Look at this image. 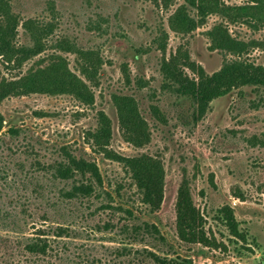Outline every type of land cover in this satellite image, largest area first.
<instances>
[{"label":"rangeland","instance_id":"rangeland-1","mask_svg":"<svg viewBox=\"0 0 264 264\" xmlns=\"http://www.w3.org/2000/svg\"><path fill=\"white\" fill-rule=\"evenodd\" d=\"M216 2L230 14H208L194 31L181 34L168 26L179 6H186L193 20L199 19L186 0H9L18 22L14 46L34 45L22 27L32 20L44 30L43 52L20 66L0 56V81L18 79L38 64L47 66L51 54L63 57L79 77L80 58L60 52L61 46L92 51L102 66L96 85L87 83L93 95L90 105L70 95L44 94L9 97L0 103V166L9 176L0 180V264H156L148 253L182 264H264V88L233 89L202 110L165 81L160 70L163 57L178 50L208 76L224 59L264 68V3L256 9L249 0ZM218 26L231 40L247 44L242 55L212 49L208 33ZM181 69L196 81L188 69ZM113 95L131 97L137 104L150 135L144 147L135 148L123 139ZM151 108L158 111L157 118ZM98 112L111 121V151L123 158L145 154L161 162L164 184L158 210L141 203L122 164L89 148L85 137L96 128ZM8 129L20 133L13 137L5 133ZM62 148L94 162L112 208L129 210L134 218L128 220L113 209L96 211L103 198L58 199L59 190L69 183L54 180L38 164L60 162ZM182 181L202 218L204 244L182 242L177 236L175 201ZM226 209L233 213L239 237L228 230ZM140 222L154 225L159 234L132 231L130 226ZM57 227L67 228L68 238L52 237ZM38 229L48 235L46 256L23 250L25 238H33Z\"/></svg>","mask_w":264,"mask_h":264},{"label":"trees","instance_id":"trees-1","mask_svg":"<svg viewBox=\"0 0 264 264\" xmlns=\"http://www.w3.org/2000/svg\"><path fill=\"white\" fill-rule=\"evenodd\" d=\"M255 5L263 6L264 0H249ZM188 7L195 10L199 19L193 20L187 14L186 6H179L169 17L168 26L175 33L187 34L194 31L198 25H202L204 18L208 14L222 13L229 15V8L220 6L216 0H186ZM254 17V16H253ZM36 23L28 20L22 24L24 30L33 38V46L16 48L13 44L16 37L17 20L11 14L9 0H0V56L8 64L22 65L25 61L38 57L42 54L40 46V27ZM208 36L213 50L227 52L237 57L243 54L247 44L231 40L227 32L221 26L214 27ZM60 52L78 55L80 62L75 75L67 66L66 60L54 54L47 56V66L40 68L35 65L25 75L15 80L0 81V103L9 97L25 96L29 94L44 95H70L83 103L90 105L93 102V95L88 84L95 86L97 73L102 66L101 58L92 51L74 52L70 48L61 46ZM162 53L165 47H160ZM41 62V61H40ZM39 63V61H38ZM188 69L196 76V81L186 76L181 68ZM163 79L177 87L178 93L182 96L190 97L196 102L198 108L205 109L213 100L228 94L233 89L242 87L264 88V68L255 66L244 60H225L220 69L207 75L201 66H196L190 62L185 53L178 50L177 54L171 55L168 59L163 57L160 66ZM88 83V84H87ZM112 105L116 111L118 127L126 143L135 148H142L149 143L150 135L147 125L139 114L137 104L134 99L128 96L113 95ZM155 118L158 111L151 108ZM97 126L93 131L86 133V143L89 148L101 154L105 159L122 164L134 181L141 196V203L148 207L150 211L159 209L163 199L164 170L161 162L153 156L139 155L132 158H123L109 149L111 139V121L104 112L97 113ZM3 118L0 114V134L3 130ZM5 133L16 137L20 132L17 129H8ZM62 160L49 166H40V170L50 171L54 180L67 182L69 186L62 188L58 192V199L65 202L89 201L104 199L100 202L96 211L116 210L122 211L128 220L134 218L129 210L112 208L110 194L104 191L101 174L94 162L78 158L70 154L65 148L61 151ZM8 171L0 166V180L8 179ZM176 232L182 242L186 243H206L202 231V218L192 203L187 183L180 184L175 201ZM228 223V230L234 237H239L236 222L230 209L223 212ZM105 226L104 229H109ZM131 230L135 233L156 234L158 230L154 225L147 222H140L131 225ZM125 228H129L128 225ZM44 229L35 231L33 238H25L23 250L27 254L34 256H46L50 250L48 235ZM52 237L68 238L67 228L57 227L52 232ZM156 264H182L176 263L166 258H159L148 253Z\"/></svg>","mask_w":264,"mask_h":264}]
</instances>
